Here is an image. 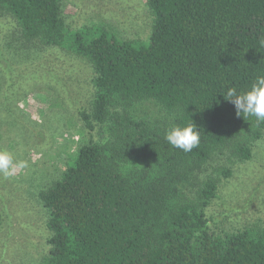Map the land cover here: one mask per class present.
<instances>
[{
    "label": "trees",
    "instance_id": "1",
    "mask_svg": "<svg viewBox=\"0 0 264 264\" xmlns=\"http://www.w3.org/2000/svg\"><path fill=\"white\" fill-rule=\"evenodd\" d=\"M147 7L149 37L128 40L70 29L63 0H0L18 40L77 55L95 73L90 107L79 111L89 138L39 193L51 233L40 264H264V225L212 231L208 209L233 171L207 174L219 158L250 161L264 137V122L237 115L226 94L264 76V0ZM11 102L7 91L14 115ZM188 123L200 144L185 153L165 133Z\"/></svg>",
    "mask_w": 264,
    "mask_h": 264
},
{
    "label": "rangeland",
    "instance_id": "2",
    "mask_svg": "<svg viewBox=\"0 0 264 264\" xmlns=\"http://www.w3.org/2000/svg\"><path fill=\"white\" fill-rule=\"evenodd\" d=\"M63 10L72 30L105 27L128 40H146L152 30L147 0H63ZM15 32L12 20L0 17V150L28 167L0 174V264H40L51 233L39 193L60 178L70 155L89 138L79 111L90 107L95 73L87 60L25 44ZM7 91L14 115L3 103ZM221 165L233 175L221 177L208 209L212 231L223 235L264 225V137L250 161L219 158L207 174Z\"/></svg>",
    "mask_w": 264,
    "mask_h": 264
},
{
    "label": "clouds",
    "instance_id": "3",
    "mask_svg": "<svg viewBox=\"0 0 264 264\" xmlns=\"http://www.w3.org/2000/svg\"><path fill=\"white\" fill-rule=\"evenodd\" d=\"M226 94L228 100L233 102L237 115L264 122V76H258L247 91L241 93L235 88H230ZM165 140L175 149L185 153L191 152L200 144V131L193 123L174 124L166 131ZM26 167L27 161H15L10 152L0 150V174L7 177L14 169Z\"/></svg>",
    "mask_w": 264,
    "mask_h": 264
}]
</instances>
